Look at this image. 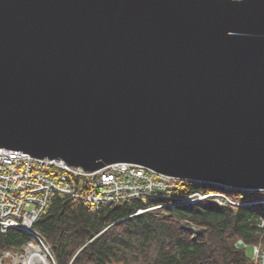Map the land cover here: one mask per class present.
Returning a JSON list of instances; mask_svg holds the SVG:
<instances>
[{"label": "water", "instance_id": "water-1", "mask_svg": "<svg viewBox=\"0 0 264 264\" xmlns=\"http://www.w3.org/2000/svg\"><path fill=\"white\" fill-rule=\"evenodd\" d=\"M4 151L264 190V0H0Z\"/></svg>", "mask_w": 264, "mask_h": 264}, {"label": "trees", "instance_id": "trees-1", "mask_svg": "<svg viewBox=\"0 0 264 264\" xmlns=\"http://www.w3.org/2000/svg\"><path fill=\"white\" fill-rule=\"evenodd\" d=\"M193 192H222L240 204L205 200L134 214L139 207L170 199H132L93 210L68 195H56L34 222L33 230L45 242L55 264H253L237 242L264 244V233L257 227L264 218V204H249L264 199V190L180 182L179 194ZM30 243L38 244L31 234L14 228L0 231L2 264L10 261L3 252L23 254Z\"/></svg>", "mask_w": 264, "mask_h": 264}, {"label": "built area", "instance_id": "built-area-1", "mask_svg": "<svg viewBox=\"0 0 264 264\" xmlns=\"http://www.w3.org/2000/svg\"><path fill=\"white\" fill-rule=\"evenodd\" d=\"M5 153H0V231L14 228L31 234L38 240L41 250L48 254L51 264H55L54 260L45 242L33 230V224L56 195H68L93 210L104 204L132 199H170L163 204L139 207L134 214L205 200L219 205L240 204L222 192L178 194L180 182L184 179L161 174L139 164L115 162L86 172L81 167L66 166L61 159H40L24 152L12 151L10 156ZM258 202L264 204V199ZM257 227L263 234L264 218H260ZM237 243L247 246L241 239ZM251 246L253 264H264V244L259 242ZM3 255L10 257L11 253L5 251Z\"/></svg>", "mask_w": 264, "mask_h": 264}, {"label": "bare ground", "instance_id": "bare-ground-1", "mask_svg": "<svg viewBox=\"0 0 264 264\" xmlns=\"http://www.w3.org/2000/svg\"><path fill=\"white\" fill-rule=\"evenodd\" d=\"M142 167H144V166H142ZM162 200L165 201L164 199H162ZM159 201H160V199H159ZM21 259H22L23 264H49L45 253L42 252V250L39 246H33L32 245L28 249V253L25 256H23V258H21Z\"/></svg>", "mask_w": 264, "mask_h": 264}, {"label": "rangeland", "instance_id": "rangeland-1", "mask_svg": "<svg viewBox=\"0 0 264 264\" xmlns=\"http://www.w3.org/2000/svg\"><path fill=\"white\" fill-rule=\"evenodd\" d=\"M262 200V199H261ZM258 201H260V200H256V201H252V203L254 202V204H256V203H260V202H258ZM31 245H33V246H38V244L37 243H30ZM29 244V245H30ZM40 248H42L41 246H39ZM245 249H246V252H247V254H248V256L249 257H251L252 258V254H253V248H252V246L251 245H247V246H245ZM42 252H44V253H46L45 251H42ZM18 253H11V256H10V261H8V264H22V262L21 261H19V262H16L15 261V257H17V256H19V254L17 255ZM46 255V254H45ZM46 257H47V260H48V262H50V258H49V256H48V254L46 255ZM20 259V258H19ZM49 264H51V263H49Z\"/></svg>", "mask_w": 264, "mask_h": 264}]
</instances>
